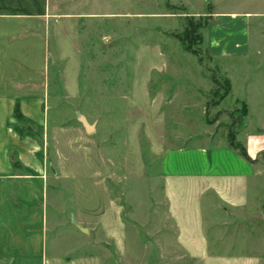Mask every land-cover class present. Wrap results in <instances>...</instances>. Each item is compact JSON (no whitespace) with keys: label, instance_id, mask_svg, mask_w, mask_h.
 <instances>
[{"label":"rangeland","instance_id":"1","mask_svg":"<svg viewBox=\"0 0 264 264\" xmlns=\"http://www.w3.org/2000/svg\"><path fill=\"white\" fill-rule=\"evenodd\" d=\"M50 2L45 17L0 13V95L42 105V126L14 116L41 143L32 211L48 244L99 264H198L177 242L163 157L264 133V0Z\"/></svg>","mask_w":264,"mask_h":264},{"label":"crops","instance_id":"2","mask_svg":"<svg viewBox=\"0 0 264 264\" xmlns=\"http://www.w3.org/2000/svg\"><path fill=\"white\" fill-rule=\"evenodd\" d=\"M17 3L3 2L1 15L45 17L52 7L50 0ZM17 104L25 121L43 124L39 101L0 95V264H99L48 244L44 215L32 211L46 172L41 143L17 131ZM243 148L250 162L230 146L170 150L163 157L177 242L198 264H264V133L248 134ZM207 195L215 201L205 202ZM230 234L234 240L227 242ZM226 245L231 254L222 250Z\"/></svg>","mask_w":264,"mask_h":264},{"label":"trees","instance_id":"3","mask_svg":"<svg viewBox=\"0 0 264 264\" xmlns=\"http://www.w3.org/2000/svg\"><path fill=\"white\" fill-rule=\"evenodd\" d=\"M191 26H192L191 24H187L185 26L184 32L182 34V38H183V42L186 45V50L189 51V52L195 53L194 51H192L193 41H194V37L193 36L194 35H193V31H191ZM196 40L198 41L199 38L196 37ZM17 116H19L18 115V112H17ZM236 150L238 151V153L240 154V156L243 157L245 160H247L249 162L251 161L249 159V157L247 156V154H246V152H245L244 149H242V150L236 149Z\"/></svg>","mask_w":264,"mask_h":264},{"label":"water","instance_id":"4","mask_svg":"<svg viewBox=\"0 0 264 264\" xmlns=\"http://www.w3.org/2000/svg\"><path fill=\"white\" fill-rule=\"evenodd\" d=\"M84 127L86 128V131L88 133H91L93 128L91 126H89L85 121H83Z\"/></svg>","mask_w":264,"mask_h":264}]
</instances>
